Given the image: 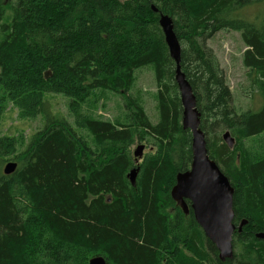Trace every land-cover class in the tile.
<instances>
[{
  "label": "trees",
  "instance_id": "obj_1",
  "mask_svg": "<svg viewBox=\"0 0 264 264\" xmlns=\"http://www.w3.org/2000/svg\"><path fill=\"white\" fill-rule=\"evenodd\" d=\"M256 5L264 0H0V123L12 108L24 120L43 116L29 137H0V264H89L96 256L107 264H264L256 238L264 233V152L245 146L256 138L264 150V15L242 12ZM160 13L173 19L209 156L235 190L234 223L248 221L225 263L190 203L186 214L170 195L191 167L192 135ZM220 31L241 34L256 109L233 105L207 45ZM148 67L156 123L134 93L136 72ZM107 93L120 97L121 120L92 111ZM50 95L69 99L70 119L52 110ZM221 129L234 137L232 149L215 135ZM139 142L153 152L138 162L131 149ZM8 162L18 167L7 176Z\"/></svg>",
  "mask_w": 264,
  "mask_h": 264
},
{
  "label": "water",
  "instance_id": "obj_2",
  "mask_svg": "<svg viewBox=\"0 0 264 264\" xmlns=\"http://www.w3.org/2000/svg\"><path fill=\"white\" fill-rule=\"evenodd\" d=\"M154 12H158L152 6ZM159 26L169 49V55L175 62V82L178 86L183 108L182 125L192 135V163L188 171L179 173L176 184L171 191L173 201L186 214L191 210L197 224L206 238L215 246L219 260L225 263L234 258V235L241 233L248 224L243 220L239 225L234 223V188L228 177L218 164L209 156L206 135L201 129V113L197 107V98L193 88L181 67V44L175 33L173 19L160 13ZM225 144L232 149L235 139L229 131L223 134ZM146 146L140 144L134 151V157L139 162L144 157ZM16 162H8L3 167L4 175H11L17 170ZM137 169L130 172V180L135 182ZM256 238L264 240V233L256 234ZM89 264H107L101 256H96Z\"/></svg>",
  "mask_w": 264,
  "mask_h": 264
},
{
  "label": "rangeland",
  "instance_id": "obj_3",
  "mask_svg": "<svg viewBox=\"0 0 264 264\" xmlns=\"http://www.w3.org/2000/svg\"><path fill=\"white\" fill-rule=\"evenodd\" d=\"M242 12L244 15L246 12V15L249 17H260L264 15V6H251ZM207 45L213 50L224 72L226 85L230 88L233 95V105L236 111L241 113L249 108H258L260 106V100L258 96L252 95V90L246 76L247 70L243 65V56L247 48L242 41L241 34L233 31H220L207 41ZM138 92H140V97L144 101L148 117L153 123H156L158 121V109L155 96L157 86L153 71L149 67L136 72L134 93L137 94ZM106 97L107 100L105 101H99L96 104L92 103V111L95 112V116L110 121L121 120L123 111L120 97L109 93L106 94ZM48 99L55 113L70 119L68 110L69 99L62 95H50ZM84 109L86 114H88V106H85ZM41 117L43 118V116ZM41 117L35 120H24L19 117L18 110L12 108L0 123V137L4 135L18 136L19 134L24 135V137H29L41 128L43 123ZM225 131V129L215 131V135H219L222 138ZM257 140L256 138L247 140L245 141V146L255 151L256 154H260L264 150L255 144ZM140 144L144 143H136L131 149L132 153ZM144 145L146 146V144ZM149 152H153V150L146 146L144 156ZM260 156L258 155L255 158Z\"/></svg>",
  "mask_w": 264,
  "mask_h": 264
},
{
  "label": "bare ground",
  "instance_id": "obj_4",
  "mask_svg": "<svg viewBox=\"0 0 264 264\" xmlns=\"http://www.w3.org/2000/svg\"><path fill=\"white\" fill-rule=\"evenodd\" d=\"M168 48V47H167ZM175 70H176V68H175ZM177 85V84H176ZM190 132V131H189ZM192 137V136H191ZM135 158V157H134ZM134 170V169H133ZM130 178V177H129ZM176 183V182H175ZM171 195V194H170ZM241 223V222H240Z\"/></svg>",
  "mask_w": 264,
  "mask_h": 264
}]
</instances>
